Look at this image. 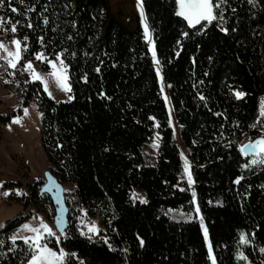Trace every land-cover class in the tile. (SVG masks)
<instances>
[{"label": "trees", "instance_id": "obj_1", "mask_svg": "<svg viewBox=\"0 0 264 264\" xmlns=\"http://www.w3.org/2000/svg\"><path fill=\"white\" fill-rule=\"evenodd\" d=\"M142 7L191 161V187L183 182L180 148L138 22L134 28L124 24L107 0H5L0 7L5 21H19L15 33L6 23L8 32L29 46L16 69L0 63V81L13 83L18 102L17 112L0 114V126L36 101L49 170L72 188L64 192L66 237L48 244L77 254L65 264H211L200 220L196 213L187 217L194 211V190L216 264H264L259 250L264 247V165L243 169L249 158L235 142L264 133V120L257 123L264 98V0H227L222 5L227 33L220 31L219 20L189 28L175 15V0H142ZM185 31L187 37L181 35ZM36 52L49 60L62 54L71 100L55 102L23 71ZM234 91L246 95L237 99ZM156 132L161 139L153 157L145 148ZM237 176L243 177L240 183H234ZM39 185L43 182L30 187L23 211L0 229V264H25L30 258L29 246L11 244L8 236L31 219L28 208L43 196L52 204ZM134 191L147 203L132 202ZM80 213L97 221L98 237L81 235L75 223ZM240 232L250 243L239 244ZM238 251L248 260L237 259Z\"/></svg>", "mask_w": 264, "mask_h": 264}, {"label": "rangeland", "instance_id": "obj_2", "mask_svg": "<svg viewBox=\"0 0 264 264\" xmlns=\"http://www.w3.org/2000/svg\"><path fill=\"white\" fill-rule=\"evenodd\" d=\"M107 2L110 6V10L112 14L115 17L120 19L124 24L128 25L130 28H134L135 24L138 22L144 32V28L141 24L140 11L137 8V0H107ZM13 38L18 39L17 37H15V35H11L8 32V29L6 28V26L0 29V42L6 45L9 49L13 48V45L11 43ZM147 48L149 51L148 44H147ZM149 53L151 55L150 51ZM2 55H4V53L2 50H0V56ZM55 59H53V61H55ZM1 62L6 63L3 60H0V63ZM31 62L36 72L48 78V87L51 93V95H49L48 92H45L48 95V97H50L55 102H63V101L71 100L68 97L69 96L72 97V91L71 92L63 91L55 83L53 78L48 76L51 69L49 68L46 62H41L37 60L36 57ZM42 64H46L47 69H43ZM153 65H154L155 70L157 69V67H159L160 76L163 78L160 64L155 65L153 63ZM25 73L30 78L28 72H25ZM158 79H159L160 87L163 85V89H164L162 93L163 99L165 96L167 97V102L165 101V99L164 101L167 106L168 115L171 112L172 123L170 127L173 130L175 142L177 146L180 148V155L181 153H183L184 156L187 158L189 164H191L188 152L182 146L180 139H179V128L174 119L173 111H172L170 101L167 95V85L164 79H162V81L159 77ZM34 82H39V81H34ZM68 83L70 84L69 76H68ZM17 104L18 102H17V98L14 93L13 83L9 81L8 79H2L0 81V114H6L5 112L7 111L17 112V109H18ZM25 109H27V114L25 113ZM14 118H19V122L14 123L13 122ZM14 118L7 125L0 126V224H3L4 227L6 226L7 222L12 217H14L15 215L23 211L22 204L25 201V198L29 196L30 194V187L35 185L37 182H43L44 184L45 173L47 171L52 172V170H49L46 156H45V153L41 145V139H40L41 138V114H40L37 102L32 101L26 107L22 108L20 115ZM262 135H264V133ZM258 137L259 136H252L250 134H246V135H243L241 138L236 139L235 142L240 148L242 144L247 143L250 139H256ZM160 139H161L160 135L156 132L153 136L152 141L145 148L146 154L156 157L157 150L160 145ZM153 141L156 142L158 147H153ZM250 159L251 158H249V160ZM182 163L184 166V160H182ZM183 182L185 183L187 182L188 184L187 176L185 174H183ZM12 183L16 184V186L15 185L11 186ZM39 187L41 186L39 185ZM62 187H63L64 192H69L72 189L71 185L68 183L62 184ZM17 190H19V192L23 194L18 195ZM5 193H7V195H5ZM133 193L136 194L135 198L133 197ZM45 197L46 196H43L39 200L36 206H30L28 208L29 210L28 212L31 214V219L27 223L31 224L34 227H37L39 225V220L42 219L50 228H52L53 232L56 233V236L48 237L46 242L48 243L49 239H54L56 241L58 237L59 238L58 244H60L61 240L65 238L66 235L65 234L59 235L58 232L56 231L54 223H53V219L55 216V207L52 204H50L48 201H46L44 199ZM140 197H143L145 199V196L138 191H134L130 194V199L132 202H137V201L140 202V199H139ZM193 205H194V211L192 214H190L191 217L195 216V213H196L195 207L197 205L199 206L197 199H196V204H193ZM199 215L202 216L201 212ZM188 216L189 215H187V217ZM195 218L197 220H200L197 213H196ZM93 222L96 224V226L99 229V225L97 221L89 219L84 213H80L78 219L75 221L76 227L80 233L81 231H83L85 233L84 236L91 237L92 239H94L98 237L99 232L98 234L93 235L92 233L88 232L87 227H86L87 225ZM18 230L19 231H16L13 233L17 235V237L33 235V233H30L22 229L21 227ZM13 234L8 236V241L11 244H14L17 241L24 242L23 239H20V238L16 239L15 241H12L10 237ZM3 244H4L3 242L0 243V255L3 254L2 252Z\"/></svg>", "mask_w": 264, "mask_h": 264}, {"label": "snow or ice", "instance_id": "obj_3", "mask_svg": "<svg viewBox=\"0 0 264 264\" xmlns=\"http://www.w3.org/2000/svg\"><path fill=\"white\" fill-rule=\"evenodd\" d=\"M23 2V0H21ZM250 4L253 3V0H248ZM5 3V0H0V7H3ZM227 0H175V15L182 18L184 21L187 22V25L189 28H193L196 25H200L202 21L207 22L208 24H211L213 21L219 20L220 23V31L227 33L229 29L227 27L223 26V23L225 21L224 17V10L222 5L226 4ZM10 6V5H9ZM137 8L140 11L141 15V24L144 28V40L147 42L149 46V51L152 55V60L155 65H159L160 61L157 58V53L155 50V41L151 35V31L149 29V26L147 25L144 17V11L142 7V0H137ZM11 11L13 13L17 12L18 9L15 7L11 8ZM31 11V9H29ZM47 18H45V23H47ZM6 23H10L11 32L15 33L17 31V25L19 24V21L16 22H10L5 21L3 18H0V29L5 27ZM29 28L33 27L31 23L27 25ZM234 30V29H233ZM182 36L187 37L189 33L187 31L181 33ZM25 40L28 38L25 37ZM71 39V37H69ZM41 43L43 42V37L40 38ZM13 48L9 49L6 45H4L2 42H0V50L3 51L4 55L0 56V60H3L6 62L7 68L10 69H16L18 64L23 59V53L28 51V44L22 42L19 39L13 38L11 41ZM177 44H180V41L177 40ZM37 60L41 62H46L49 68L51 69L48 76L53 78L55 83L65 92H71V85L68 83V73H67V65L65 64L64 60L62 59V54L57 53L55 61L49 60L44 53L42 52H36L34 53ZM179 55V53H177ZM211 59V57L209 58ZM23 71L28 72L31 80L33 81H39L43 87L44 91L48 92L49 95H51L48 87V78L44 75L36 72L34 69V66L30 60L25 61L23 63ZM97 72L100 71L99 68L96 69ZM157 76L161 79L160 76V69L157 67L156 69ZM9 75H13L14 73L9 72ZM207 75V73H205ZM83 79H87V77H83ZM171 87V85H169ZM163 85L161 86V92L163 93ZM103 95V93H101ZM199 98L201 100H205V97L201 94H199ZM234 95L237 99H241L246 95L243 91H234ZM69 99H72L71 96L68 97ZM165 101L167 102V97H164ZM25 113L27 114V109H25ZM217 115H220L217 113ZM154 119V118H151ZM262 120H264V98H261L260 105H259V112L257 117V123H260ZM14 123L19 122V118H14ZM171 112L169 113V124L171 125ZM257 123H254L251 125V127L255 128L257 126ZM158 126V125H157ZM153 147H158L155 141H153ZM239 151L244 156H251V159L248 160L246 163L242 164L241 167L243 169H248L252 165H264V135L259 136L256 139H250L247 143L242 144L239 148ZM181 158L184 160V174L187 176V181L189 187L192 186L194 183V180L192 178V174L190 172V164L187 160V158L184 156L183 153H181ZM243 179L242 176H237L234 183H240V181ZM18 195H22L23 193H20L19 190H17ZM7 195V193H5ZM133 197H136V194L133 193ZM141 203H147V201L140 197ZM192 203L196 204V193L193 190L192 192ZM83 211V209L81 210ZM195 212L199 216L200 219V226L204 234L205 242L208 247V258L211 261V264H216V258L213 255L212 246L210 243H208V230L204 224L203 217L200 216V208L197 205L195 207ZM191 215L188 216V219H191ZM59 223V221L57 222ZM4 225L0 224V228H3ZM22 229L33 233L31 236H22L17 237V235L13 234L10 239L12 241H15L16 239L20 238L23 239L24 243L29 246L30 249V258L27 260V264H65V261L67 258L75 257L77 254L75 252L67 253L64 248H59L58 251L54 250L52 247L49 246V244L46 242L48 237H54L56 236V233L53 232L52 228H50L42 219L39 220V225L37 227L32 226L31 224L25 223L20 226ZM89 233H92L93 235L98 234L99 229L96 226V224L93 222L86 226ZM19 231V230H17ZM81 235H85L83 231H81ZM91 239V237H89ZM104 242L108 243L107 237H103ZM139 240L140 246L143 247L145 244V241L137 237ZM2 243V242H0ZM56 243H59V238L57 237ZM250 243V240L245 235L244 232L239 233V244H248ZM109 247H111L109 245ZM261 253H264V247H261L260 249ZM125 252H127V249H124ZM237 259L247 261L248 257L244 255L242 251H238ZM81 264H83V261H81Z\"/></svg>", "mask_w": 264, "mask_h": 264}, {"label": "water", "instance_id": "obj_4", "mask_svg": "<svg viewBox=\"0 0 264 264\" xmlns=\"http://www.w3.org/2000/svg\"><path fill=\"white\" fill-rule=\"evenodd\" d=\"M203 23H205V21H202L200 25H196L193 28L200 27ZM242 156L244 158H251L250 155ZM44 178L45 182L41 187L40 193L47 195L51 199L52 205L55 207L53 223L58 234L63 235L65 234L68 222V208L65 202L64 190L62 184L57 181L51 172L47 171ZM58 221L59 223H57Z\"/></svg>", "mask_w": 264, "mask_h": 264}, {"label": "crops", "instance_id": "obj_5", "mask_svg": "<svg viewBox=\"0 0 264 264\" xmlns=\"http://www.w3.org/2000/svg\"><path fill=\"white\" fill-rule=\"evenodd\" d=\"M25 264H27V262Z\"/></svg>", "mask_w": 264, "mask_h": 264}]
</instances>
